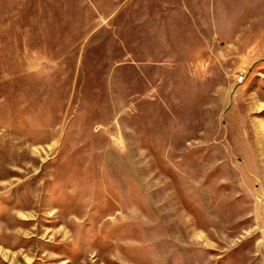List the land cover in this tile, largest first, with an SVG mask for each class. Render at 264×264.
<instances>
[{
  "label": "rangeland",
  "instance_id": "374dc122",
  "mask_svg": "<svg viewBox=\"0 0 264 264\" xmlns=\"http://www.w3.org/2000/svg\"><path fill=\"white\" fill-rule=\"evenodd\" d=\"M169 10L0 0V264H264V0Z\"/></svg>",
  "mask_w": 264,
  "mask_h": 264
},
{
  "label": "crops",
  "instance_id": "0c3cea01",
  "mask_svg": "<svg viewBox=\"0 0 264 264\" xmlns=\"http://www.w3.org/2000/svg\"><path fill=\"white\" fill-rule=\"evenodd\" d=\"M226 1L236 6V2L248 0H154L155 8L170 10L166 16H155L150 29L153 38L148 40L157 44L162 40L172 56L192 54L202 40L222 37L217 25L225 21L218 8Z\"/></svg>",
  "mask_w": 264,
  "mask_h": 264
}]
</instances>
